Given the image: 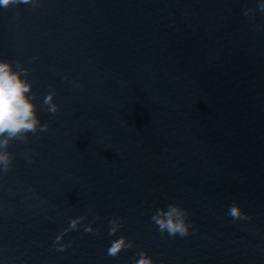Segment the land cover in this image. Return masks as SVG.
<instances>
[{
  "label": "water",
  "instance_id": "water-1",
  "mask_svg": "<svg viewBox=\"0 0 264 264\" xmlns=\"http://www.w3.org/2000/svg\"><path fill=\"white\" fill-rule=\"evenodd\" d=\"M260 2L0 6V59L30 69L49 125L9 146L0 264H134L140 251L154 264H264V12L242 14ZM233 202L251 219L233 220ZM170 203L190 212L187 237L152 222ZM114 217L124 226L109 236ZM120 236L134 247L108 255Z\"/></svg>",
  "mask_w": 264,
  "mask_h": 264
},
{
  "label": "clouds",
  "instance_id": "clouds-1",
  "mask_svg": "<svg viewBox=\"0 0 264 264\" xmlns=\"http://www.w3.org/2000/svg\"><path fill=\"white\" fill-rule=\"evenodd\" d=\"M30 4L38 6V0H0V6L8 8L15 4ZM264 12V2H260L256 9L247 8L243 11L246 17L254 18L256 11ZM35 59V58H34ZM30 69L19 62L0 59V173H7L13 167V154L8 150L13 141L26 142L28 134H36L48 130V124H41L37 114V105L34 103L36 94L32 92V83L29 81ZM56 93L50 91L43 100L47 112L54 115L59 110V105L54 102ZM29 163L33 161L29 160ZM190 212L179 204L170 203L166 208H159L152 215L151 220L157 226L161 234L170 237H187L190 235L193 225L189 222ZM228 215L233 220H250L251 217L233 202L229 206ZM85 219L84 216L76 217L70 221L69 228L57 236L56 240L62 239L67 232L76 230ZM95 219L85 228V232L92 233L95 230L92 224ZM109 236H115L123 228L121 218L114 217L109 221ZM69 245H60L59 250H65ZM134 247V243L125 236L114 239L108 248V255L116 257L121 251ZM134 264H154L152 257L146 251L138 253V259Z\"/></svg>",
  "mask_w": 264,
  "mask_h": 264
}]
</instances>
